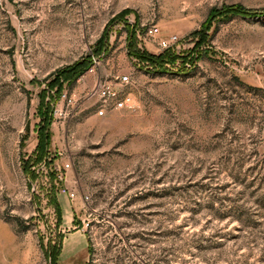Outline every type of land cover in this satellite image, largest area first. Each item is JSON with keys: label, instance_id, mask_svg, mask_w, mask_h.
<instances>
[{"label": "rangeland", "instance_id": "1", "mask_svg": "<svg viewBox=\"0 0 264 264\" xmlns=\"http://www.w3.org/2000/svg\"><path fill=\"white\" fill-rule=\"evenodd\" d=\"M0 264H264V0H0Z\"/></svg>", "mask_w": 264, "mask_h": 264}, {"label": "built area", "instance_id": "2", "mask_svg": "<svg viewBox=\"0 0 264 264\" xmlns=\"http://www.w3.org/2000/svg\"><path fill=\"white\" fill-rule=\"evenodd\" d=\"M159 33L158 27H151L149 29V34L155 36ZM177 37L171 36L167 39H160L158 41L159 45L162 47H169L172 43L176 42ZM131 83V78L128 74L122 75L119 77V84L121 86L117 87L116 85L110 82H103L97 84L90 92V97H95L97 105V114L106 115L108 112L113 110L121 109H133L135 108L134 99L130 92H127L124 87L128 86ZM64 169L68 170L71 167L70 162L65 163ZM62 178V176L60 177ZM59 192L64 195H68L71 198L75 197V193L70 191L66 186H60Z\"/></svg>", "mask_w": 264, "mask_h": 264}, {"label": "trees", "instance_id": "3", "mask_svg": "<svg viewBox=\"0 0 264 264\" xmlns=\"http://www.w3.org/2000/svg\"><path fill=\"white\" fill-rule=\"evenodd\" d=\"M103 43V41H101ZM141 57H146V56H142ZM92 64V59H89L87 62L83 63V64H78V65H74L73 67H70L67 70L62 71L60 74H58V76L54 79V88L57 89V96L60 97L61 93L63 91V86H64V82H72L73 80L76 79L77 76H79L84 70H87ZM46 120H47V124L49 125L50 120H51V116L47 115L46 116ZM44 135V134H43ZM46 138H42L41 143L38 147V150L40 151V158L42 156H45L47 153V148L48 145L50 143V135L49 134H45ZM89 250H92L91 245H89ZM59 255V253H56L54 256V261H57V256Z\"/></svg>", "mask_w": 264, "mask_h": 264}]
</instances>
